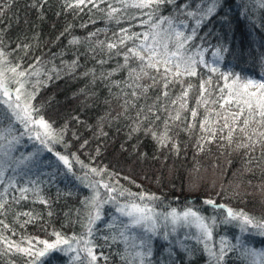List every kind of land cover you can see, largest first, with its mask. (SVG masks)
Returning a JSON list of instances; mask_svg holds the SVG:
<instances>
[{"label": "trees", "instance_id": "16d2710c", "mask_svg": "<svg viewBox=\"0 0 264 264\" xmlns=\"http://www.w3.org/2000/svg\"><path fill=\"white\" fill-rule=\"evenodd\" d=\"M0 53L31 122L50 126L31 147L0 98V264H88L44 242L90 227L95 264H264V236L228 220L264 222V116L229 95L264 82V0H0ZM75 160L158 194L159 214L195 213L209 236L158 223L139 254L108 209L90 223Z\"/></svg>", "mask_w": 264, "mask_h": 264}, {"label": "rangeland", "instance_id": "374dc122", "mask_svg": "<svg viewBox=\"0 0 264 264\" xmlns=\"http://www.w3.org/2000/svg\"><path fill=\"white\" fill-rule=\"evenodd\" d=\"M8 68L9 64L6 61V56L0 53V98L3 108L8 111V115H10L12 118L14 130L25 129L27 132L26 138L27 140H30V146L32 147L33 144H36V141L40 142L39 139L47 140L48 135L50 134L47 129L41 127L39 123L17 118V114L19 117H24L27 115L24 109L29 107V98L32 95L24 91V86L21 85L22 83H20V81H17V84L14 88L8 84L11 82L12 85H14L17 80V77L14 74V76L10 74L12 76L8 77L6 71ZM19 77L20 76H18V78ZM5 93H7V95H5ZM27 129H29V133ZM35 134H37L38 137L40 136V138L38 139L34 137L33 135ZM31 149L32 148H30V150ZM46 159H53L52 162H55L54 164H51L53 167L60 166L61 164L63 167L71 170L70 165H65L62 160L51 153H48ZM75 161L76 168L81 174L80 177L84 178L83 185L88 192L86 210L88 213L92 214L91 222L94 223L99 220L102 216H104V210L108 209L110 218L109 221L111 223H116L121 227L122 232L128 237L129 246L137 245L136 247L138 248L139 254L143 255L142 253L145 251L143 247L146 246L148 235H154L153 232L158 223H160L163 227V231L158 232V234L161 235L166 233L168 237L176 232L179 224L193 225L197 232L202 231L206 237L209 234L208 229L206 233L204 227L201 225V222L195 218V216L189 215L185 217V213H191L189 211L168 212L160 214L156 212L154 201L158 199V194L146 192L142 190L140 185H137L140 189L131 188V182L127 183L125 180H118L112 175L107 178V176H105L102 172H98L96 170L93 171V169H91V167L87 164H84L78 160ZM207 181L215 185H217L219 182V180ZM133 204L139 206L142 211L135 212V210H133L131 207ZM118 209H124L125 212L132 211L134 215H143L149 217L150 219L145 221L143 227H128L127 225L129 224L130 217L122 214ZM233 214H243L244 216L250 218L252 223L245 224L243 216L237 215L236 218H233L232 216V218H227L231 221V224H238L241 228H244L247 231L251 232L254 230L257 232V235L264 236V224H261L264 223L261 222L263 220L256 219L257 217L244 214L240 211H235ZM97 216L99 217L98 219H96ZM164 225H166V228ZM90 228H86V230H84L81 234H78L79 232L77 234H73L70 237L71 239L68 243H62L65 242L62 240L53 243V245L59 244L56 249L65 255H67L70 250L72 251L81 249L85 254V263L95 264L93 262V250L89 242V233L91 231ZM141 249H143V252Z\"/></svg>", "mask_w": 264, "mask_h": 264}, {"label": "snow or ice", "instance_id": "6c2138e0", "mask_svg": "<svg viewBox=\"0 0 264 264\" xmlns=\"http://www.w3.org/2000/svg\"><path fill=\"white\" fill-rule=\"evenodd\" d=\"M81 2H83V0H81ZM215 7H216V4L214 2L213 6L208 9V13H212L215 10ZM212 71H215V69H212ZM190 74L195 75V71L193 70ZM239 81H240V77L235 76L232 80V84H236ZM242 87H243V91L237 92L235 89L231 88V85H229V88H230L229 95L231 96V95H233V93H235L236 96H241V97L247 96V97H249V99L243 100V104L246 105L249 110L253 109L252 99L254 98L256 100L255 107H256V109L259 110L258 114L260 116H264V82H260V81H256V80H252V79H247L246 82L243 83ZM250 89H255V91H251ZM5 95H7V93H5ZM240 102H241L240 100H237V103H240ZM24 111L27 113V111H28L27 108H25ZM242 111H243V109H241V112ZM193 115H195V113H193ZM17 118L21 119V120H28V121L31 120L30 115H26L24 117H19L17 114ZM35 122L39 123L40 126L43 128H49L50 127L42 119L39 121H35ZM49 150H51V149H49ZM59 159L62 160L65 165L69 164V161L66 157L59 156ZM93 171H95V170H93ZM106 187H107V185H106ZM208 203H212V201H208ZM131 207L133 210H135V212H141L142 211L139 208V206H137L135 204H133ZM118 210L121 211L122 214L130 217L129 224L127 225L128 227H143L145 221L150 219L147 216L134 215V213L132 211L125 212L124 209H118ZM184 215H185V217H187L189 215L195 216L196 214L195 213H185ZM229 215L232 216L233 218H236L237 215H241V216H243L245 224H251L252 223V220L250 218H248L247 216H244L243 214H233L231 212V210H229ZM98 218L99 217L97 216L96 219H98ZM90 223H91V221H90ZM201 225H202V227H204L205 232L207 233V226L204 225L202 221H201ZM44 243L46 244V250L45 251H47L48 249H54L56 247V245L47 244V242H44ZM45 251H41L40 253H38V256H44ZM221 252L223 253V249L221 250ZM93 259H95V257H93Z\"/></svg>", "mask_w": 264, "mask_h": 264}]
</instances>
